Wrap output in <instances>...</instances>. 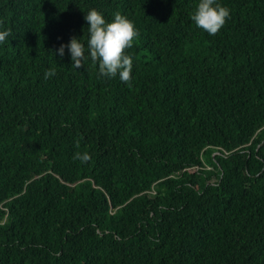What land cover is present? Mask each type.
I'll return each instance as SVG.
<instances>
[{
  "label": "trees",
  "instance_id": "16d2710c",
  "mask_svg": "<svg viewBox=\"0 0 264 264\" xmlns=\"http://www.w3.org/2000/svg\"><path fill=\"white\" fill-rule=\"evenodd\" d=\"M197 3L0 0V264H264V0L215 35ZM93 8L139 31L131 86L57 55Z\"/></svg>",
  "mask_w": 264,
  "mask_h": 264
},
{
  "label": "clouds",
  "instance_id": "9594fccd",
  "mask_svg": "<svg viewBox=\"0 0 264 264\" xmlns=\"http://www.w3.org/2000/svg\"><path fill=\"white\" fill-rule=\"evenodd\" d=\"M84 19L88 24L86 42L83 38L73 37L67 45L60 46L57 55L63 57L67 48L72 67L80 68L85 60H90L98 65L100 77L111 79L118 76L122 83L131 86L134 79L133 57L126 49L132 48L135 39L139 37L134 23L120 12L114 13L111 21H106L104 14L94 8L85 14ZM190 19L198 29L208 35H215L230 19V10L219 0H198ZM11 35L10 30H0V44L5 43ZM54 74V70L49 69L45 71L44 78L47 80ZM73 158L86 164L91 155L88 152H77Z\"/></svg>",
  "mask_w": 264,
  "mask_h": 264
}]
</instances>
